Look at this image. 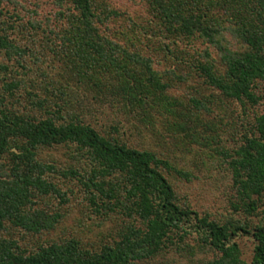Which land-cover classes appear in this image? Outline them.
<instances>
[{
	"label": "trees",
	"instance_id": "trees-1",
	"mask_svg": "<svg viewBox=\"0 0 264 264\" xmlns=\"http://www.w3.org/2000/svg\"><path fill=\"white\" fill-rule=\"evenodd\" d=\"M263 207L264 0H0V264H264Z\"/></svg>",
	"mask_w": 264,
	"mask_h": 264
},
{
	"label": "rangeland",
	"instance_id": "rangeland-1",
	"mask_svg": "<svg viewBox=\"0 0 264 264\" xmlns=\"http://www.w3.org/2000/svg\"><path fill=\"white\" fill-rule=\"evenodd\" d=\"M42 2H45V0H42ZM202 192H203V194L200 193V195H199V205L200 206L207 205L208 203H212L213 204V203L217 202V201H215V200H213L211 198V195L209 193H207V192H209L207 188L203 187V191ZM239 240L241 241V245H242V247L244 249L245 256L247 258H250L251 254H252V250H253V241H252V239H250L249 237L245 236V237H242Z\"/></svg>",
	"mask_w": 264,
	"mask_h": 264
}]
</instances>
